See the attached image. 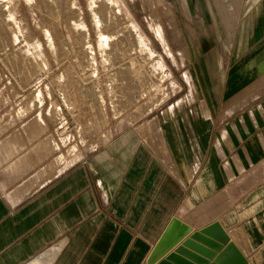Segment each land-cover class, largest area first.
Returning a JSON list of instances; mask_svg holds the SVG:
<instances>
[{"label":"crops","instance_id":"0c3cea01","mask_svg":"<svg viewBox=\"0 0 264 264\" xmlns=\"http://www.w3.org/2000/svg\"><path fill=\"white\" fill-rule=\"evenodd\" d=\"M4 77L0 264H147L174 217L192 232L157 264H228L229 244L264 264V50L240 54L202 124L163 114L156 139L128 129L66 168ZM215 223L228 244L201 234Z\"/></svg>","mask_w":264,"mask_h":264},{"label":"rangeland","instance_id":"374dc122","mask_svg":"<svg viewBox=\"0 0 264 264\" xmlns=\"http://www.w3.org/2000/svg\"><path fill=\"white\" fill-rule=\"evenodd\" d=\"M260 38L264 0H0V71L36 106L56 167L128 129L156 139L163 114L202 124Z\"/></svg>","mask_w":264,"mask_h":264},{"label":"water","instance_id":"95a60500","mask_svg":"<svg viewBox=\"0 0 264 264\" xmlns=\"http://www.w3.org/2000/svg\"><path fill=\"white\" fill-rule=\"evenodd\" d=\"M192 232V228L186 223L180 221L178 218H172L158 243L152 250L147 264H157L165 255L172 251L185 237H187ZM202 235L216 238L217 240L223 242V244H228V238L221 229L220 225L215 223L209 228L202 230ZM227 251L225 252L224 261L228 264H246L245 259L239 252L234 248L232 244H229ZM166 264V263H161Z\"/></svg>","mask_w":264,"mask_h":264},{"label":"bare ground","instance_id":"6f19581e","mask_svg":"<svg viewBox=\"0 0 264 264\" xmlns=\"http://www.w3.org/2000/svg\"><path fill=\"white\" fill-rule=\"evenodd\" d=\"M138 34V33H137ZM141 39V41H143V39L142 38H140ZM104 48V47H103ZM126 71V70H125ZM127 78V77H126ZM113 80H114V78H113ZM128 81V80H127ZM128 83V82H127ZM129 84V83H128ZM132 85V84H131ZM134 85V84H133ZM124 86V85H123ZM130 85H128V87H129ZM135 86V85H134ZM126 88H127V86H126ZM129 89V88H128ZM140 89V88H139ZM130 90V89H129ZM132 90V89H131ZM122 104V103H121Z\"/></svg>","mask_w":264,"mask_h":264}]
</instances>
